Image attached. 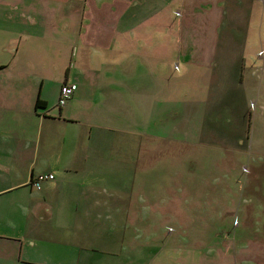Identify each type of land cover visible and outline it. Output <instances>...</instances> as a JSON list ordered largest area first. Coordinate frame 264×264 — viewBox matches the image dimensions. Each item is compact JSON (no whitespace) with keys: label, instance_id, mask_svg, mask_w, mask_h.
Returning <instances> with one entry per match:
<instances>
[{"label":"crops","instance_id":"1","mask_svg":"<svg viewBox=\"0 0 264 264\" xmlns=\"http://www.w3.org/2000/svg\"><path fill=\"white\" fill-rule=\"evenodd\" d=\"M214 6L0 0V264L97 263V245L114 237L87 225L110 218L116 203L131 212L136 177L152 164L135 151L158 140L151 130L163 82L173 78L166 71L195 73L212 92L217 67L233 68L236 84L246 81L240 58L230 61L233 54L218 48ZM67 83L77 91L61 108ZM40 174L54 179L35 190Z\"/></svg>","mask_w":264,"mask_h":264},{"label":"rangeland","instance_id":"2","mask_svg":"<svg viewBox=\"0 0 264 264\" xmlns=\"http://www.w3.org/2000/svg\"><path fill=\"white\" fill-rule=\"evenodd\" d=\"M210 2L218 48L240 58L246 81L217 67L212 92L195 73L166 71L158 140L135 151L152 164L136 177L131 212L116 203L110 218L87 225L114 237L97 245L96 264H264V0Z\"/></svg>","mask_w":264,"mask_h":264},{"label":"built area","instance_id":"3","mask_svg":"<svg viewBox=\"0 0 264 264\" xmlns=\"http://www.w3.org/2000/svg\"><path fill=\"white\" fill-rule=\"evenodd\" d=\"M76 91H77L76 84L67 83L65 85H62L59 94L58 105L62 108L65 107L67 102L71 99V97L73 96V94H75ZM53 179H54L53 175L40 174L34 179L32 187L39 190L43 182L51 181Z\"/></svg>","mask_w":264,"mask_h":264},{"label":"trees","instance_id":"4","mask_svg":"<svg viewBox=\"0 0 264 264\" xmlns=\"http://www.w3.org/2000/svg\"><path fill=\"white\" fill-rule=\"evenodd\" d=\"M43 103L42 102H40V101H38L37 102V105H39V106H41ZM60 107V106H59ZM62 108V107H61ZM64 108V107H63Z\"/></svg>","mask_w":264,"mask_h":264}]
</instances>
